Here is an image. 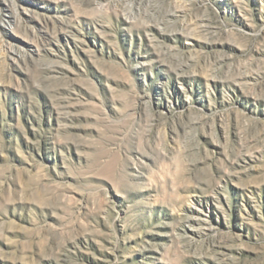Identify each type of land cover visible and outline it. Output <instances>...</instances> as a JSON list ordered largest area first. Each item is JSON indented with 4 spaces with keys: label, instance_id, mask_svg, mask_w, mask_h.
Masks as SVG:
<instances>
[{
    "label": "rangeland",
    "instance_id": "374dc122",
    "mask_svg": "<svg viewBox=\"0 0 264 264\" xmlns=\"http://www.w3.org/2000/svg\"><path fill=\"white\" fill-rule=\"evenodd\" d=\"M0 264H264V0H0Z\"/></svg>",
    "mask_w": 264,
    "mask_h": 264
}]
</instances>
